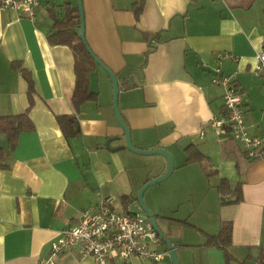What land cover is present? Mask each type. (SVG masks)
<instances>
[{"label":"crops","instance_id":"0c3cea01","mask_svg":"<svg viewBox=\"0 0 264 264\" xmlns=\"http://www.w3.org/2000/svg\"><path fill=\"white\" fill-rule=\"evenodd\" d=\"M81 1L85 40L117 75L118 107L133 145L161 147L173 158V170L157 190H172L161 209L154 208L152 199L153 204L146 197L144 202L174 244L180 263L260 264L264 150L247 162L235 139L223 153L221 139L227 134L210 122L226 111L223 87L211 82L218 70L238 87L250 133L264 132V90L252 70L264 43V0H143L138 18L137 0ZM74 7L76 0H39L33 19L0 7V115L28 107L22 69L34 87L28 108L34 128L19 132L7 166L0 167V264H38L49 255L60 229L102 196H116L139 210L138 189L166 168L162 155L124 146L112 107V83L99 65L88 73L93 96L75 109L73 51L47 39L55 18ZM219 53L226 56L220 59ZM57 115H74L76 132L65 134ZM190 144L203 153L202 161H186ZM238 185L237 202L220 197ZM123 195L129 196L127 204ZM228 222L231 243L210 244V236ZM160 243L162 259L138 263L161 264L168 253ZM113 262L117 259L108 264ZM55 264H93V259L74 248L56 255Z\"/></svg>","mask_w":264,"mask_h":264},{"label":"built area","instance_id":"2783aa9c","mask_svg":"<svg viewBox=\"0 0 264 264\" xmlns=\"http://www.w3.org/2000/svg\"><path fill=\"white\" fill-rule=\"evenodd\" d=\"M38 3L39 0H0V7L20 11L33 19ZM225 56L226 53L218 54L220 59ZM252 70L261 78L264 90V43L256 53ZM211 82L223 87L226 109L210 122L211 126L218 133L230 134L239 140L249 158L260 157L264 150V132L250 133L244 120L238 87L229 75L218 70L211 77ZM228 196V193L220 194L223 200ZM159 243L160 237L141 209H130L128 205L121 204L116 196H102L95 204L82 209L75 222L60 229L50 243L49 255L39 259L38 264H55L56 255L74 248L82 255H91L93 264H108L114 258L117 264H139L141 260L158 262L164 256L158 248Z\"/></svg>","mask_w":264,"mask_h":264},{"label":"trees","instance_id":"16d2710c","mask_svg":"<svg viewBox=\"0 0 264 264\" xmlns=\"http://www.w3.org/2000/svg\"><path fill=\"white\" fill-rule=\"evenodd\" d=\"M143 0H137L134 5L135 17L138 18L140 11L142 10ZM53 26L54 32L48 34L47 39L50 43H62L69 46L74 55V72H75V86L72 94V103L76 110H79L80 103L93 96V92L88 89V73L90 68L96 66L95 61L89 55L84 43L81 41L79 30V13L78 8L74 7L73 10H69L63 18H55ZM158 33V32H156ZM151 49V48H150ZM149 49V50H150ZM18 65V62H15ZM23 76L27 81V97L28 107L21 113L0 115V137H7L11 147H14L17 141L19 132L32 130L34 128L33 122L28 116V108L33 103L32 93L34 91L33 80L30 73L22 69ZM56 120L62 128L63 132L67 135L75 133L77 129V120L74 115H57ZM235 138L230 134H227L221 139L222 152L226 153L228 144H235ZM237 146V145H236ZM239 150V149H238ZM187 154L186 161H202L204 159L203 153L193 144L185 147ZM240 153L245 156L247 162L254 159L249 158L244 150H240ZM10 152H6L0 148V167H6V157ZM240 171V170H239ZM221 185H225L224 181H221ZM229 196L226 200L228 202H237L240 199L239 185L231 192H228ZM235 194L236 197L231 199V196ZM121 199L127 204L130 201L129 196L123 195ZM231 236V222H228L218 234L210 236L209 243L213 245L228 246ZM161 240V239H160ZM162 241V240H161ZM226 256V262L229 260L230 254L227 250L224 251Z\"/></svg>","mask_w":264,"mask_h":264},{"label":"water","instance_id":"95a60500","mask_svg":"<svg viewBox=\"0 0 264 264\" xmlns=\"http://www.w3.org/2000/svg\"><path fill=\"white\" fill-rule=\"evenodd\" d=\"M77 1V8L79 13V36L81 41L84 43L87 52L92 57V59L95 61L97 65H99L109 76L111 83H112V107L113 111L116 117L117 122L123 129L124 138H125V144L124 146L128 148L129 150L139 153V154H159L162 155L166 159V168L163 171V173L157 175L156 177H153L149 180H147L145 183L141 185V187L138 189L136 194V200L139 208L146 214L149 221L151 222L154 230L162 240V242L165 244L168 256L171 260L172 264H181L179 261V258L176 254V249L172 241L168 238V236L164 233V231L160 228L158 225L157 219L155 214L151 211V209L147 206V204L144 202V196L143 193L145 189L153 184H156L157 182H160L161 180H164L167 178L170 173L173 170V158L168 150L161 148V147H153V148H147V149H140L133 145L131 141V134L129 131V127L123 120L119 107H118V91H119V85H118V78L114 71H112L109 67H107L100 59L99 57L92 51V49L89 47L85 40L84 36V18H83V7H82V1ZM0 148L3 149L6 152H10L12 147L9 143V140L7 137H0Z\"/></svg>","mask_w":264,"mask_h":264},{"label":"rangeland","instance_id":"374dc122","mask_svg":"<svg viewBox=\"0 0 264 264\" xmlns=\"http://www.w3.org/2000/svg\"><path fill=\"white\" fill-rule=\"evenodd\" d=\"M77 3V1H76ZM152 155H148V156H145V157H151ZM162 181V182H161ZM160 182H157L156 184L152 185L149 187V190L148 192L144 193V200H145V197L148 198L150 200V202L153 204V202L155 204H153L155 207L154 208H160L161 209V206H162V203L164 202L163 201V197L165 194H170L169 192L172 191L170 188L165 191V192H162V191H157L160 187V185H162L164 183V181H166V178L164 180H161ZM179 195V193H178ZM176 197V193L171 197V198H175ZM152 199V201H151ZM193 200L191 199V201L189 203H191ZM196 204V202H194ZM161 243H159L158 246H160ZM177 254V253H176ZM178 256V255H177ZM167 259H170L168 255L165 256V260H162V263L165 264V262L167 263V261H170V260H167ZM161 263V264H162ZM248 264H252V262H248ZM260 264H264V255H263V261L260 263Z\"/></svg>","mask_w":264,"mask_h":264}]
</instances>
